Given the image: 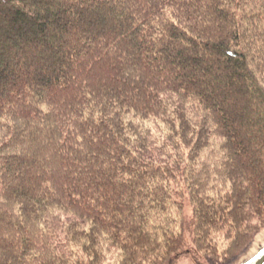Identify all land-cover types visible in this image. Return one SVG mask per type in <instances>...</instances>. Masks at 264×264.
I'll return each instance as SVG.
<instances>
[{"label":"trees","instance_id":"16d2710c","mask_svg":"<svg viewBox=\"0 0 264 264\" xmlns=\"http://www.w3.org/2000/svg\"><path fill=\"white\" fill-rule=\"evenodd\" d=\"M262 231L264 0H0V264H233Z\"/></svg>","mask_w":264,"mask_h":264},{"label":"rangeland","instance_id":"374dc122","mask_svg":"<svg viewBox=\"0 0 264 264\" xmlns=\"http://www.w3.org/2000/svg\"><path fill=\"white\" fill-rule=\"evenodd\" d=\"M181 211L180 217L183 221V231L184 237L188 240L190 238L189 233V224L192 217V209L187 201V199H183L181 202ZM264 247V231L260 232L254 239L249 248L245 251V253L233 264H238L243 262L253 255H255L261 248ZM116 256L110 255L107 258L106 264H115ZM197 260H192L190 256L181 258L176 264H196Z\"/></svg>","mask_w":264,"mask_h":264},{"label":"water","instance_id":"95a60500","mask_svg":"<svg viewBox=\"0 0 264 264\" xmlns=\"http://www.w3.org/2000/svg\"><path fill=\"white\" fill-rule=\"evenodd\" d=\"M238 264H264V247L249 259Z\"/></svg>","mask_w":264,"mask_h":264}]
</instances>
